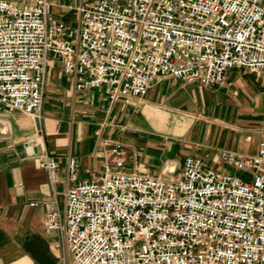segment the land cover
<instances>
[{
  "label": "built area",
  "instance_id": "built-area-1",
  "mask_svg": "<svg viewBox=\"0 0 264 264\" xmlns=\"http://www.w3.org/2000/svg\"><path fill=\"white\" fill-rule=\"evenodd\" d=\"M50 9L0 0V111L39 118L47 55L75 90L108 86L109 100L140 99L167 77L222 86L227 71L245 70L264 81V0H80L74 28ZM41 138L22 150L53 173L49 154L32 149ZM259 143L255 155L215 150V167L185 157L180 173L158 177L118 161L70 187L62 212L46 203L44 228L70 264H264V134ZM66 164L77 181L78 163Z\"/></svg>",
  "mask_w": 264,
  "mask_h": 264
},
{
  "label": "crops",
  "instance_id": "crops-1",
  "mask_svg": "<svg viewBox=\"0 0 264 264\" xmlns=\"http://www.w3.org/2000/svg\"><path fill=\"white\" fill-rule=\"evenodd\" d=\"M56 20L77 27L80 0H50ZM39 118L0 111V264H70L59 233L44 228V206L62 212L65 192L94 179L115 163L122 171L151 177L181 172L185 157L213 162L217 149L255 155L264 134V81L261 75L230 70L222 86L170 77L155 80L142 98L109 100V87L75 90L62 63L47 55ZM41 134L32 149L58 165L39 169L22 143ZM116 149V152L114 150ZM78 163L73 182L66 160ZM225 167V166H223Z\"/></svg>",
  "mask_w": 264,
  "mask_h": 264
},
{
  "label": "rangeland",
  "instance_id": "rangeland-1",
  "mask_svg": "<svg viewBox=\"0 0 264 264\" xmlns=\"http://www.w3.org/2000/svg\"><path fill=\"white\" fill-rule=\"evenodd\" d=\"M214 167V166H213ZM225 171H227L229 174L231 173V172H233V170H232V168L231 167H228V166H226L225 165V167H224V172ZM237 174H240V175H242V176H249L248 174H246V173H243V172H237Z\"/></svg>",
  "mask_w": 264,
  "mask_h": 264
}]
</instances>
